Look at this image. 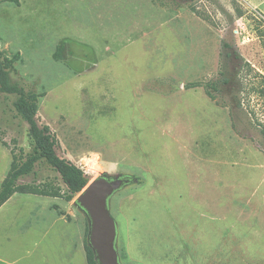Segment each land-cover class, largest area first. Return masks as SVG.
<instances>
[{
    "label": "rangeland",
    "instance_id": "rangeland-1",
    "mask_svg": "<svg viewBox=\"0 0 264 264\" xmlns=\"http://www.w3.org/2000/svg\"><path fill=\"white\" fill-rule=\"evenodd\" d=\"M0 51L20 53L11 79L41 94L60 156L130 177L109 200L121 264H264V0L4 1ZM15 98L0 91V186L34 146ZM35 171L19 181L63 186ZM77 196L14 194L0 264H86Z\"/></svg>",
    "mask_w": 264,
    "mask_h": 264
},
{
    "label": "trees",
    "instance_id": "trees-1",
    "mask_svg": "<svg viewBox=\"0 0 264 264\" xmlns=\"http://www.w3.org/2000/svg\"><path fill=\"white\" fill-rule=\"evenodd\" d=\"M13 2L19 4L20 0H0V2ZM20 58V53L12 57L3 56L0 51V91L8 95H15L13 102L17 113L28 123L29 134L33 140V149L25 156L13 153V160L8 173L0 186V207H2L14 194H35L41 196L61 197L71 201L90 182V174L73 161L62 157L57 152V138L48 124H40L37 118L39 110V97L41 94L27 89L19 82H14L10 76V69ZM211 94V91L210 93ZM264 137V126L261 128ZM1 140V134H0ZM45 162L55 170L63 186L52 181L20 182L22 177L34 174L36 165ZM89 227L87 228V238ZM86 238L84 248L87 264H99L95 253Z\"/></svg>",
    "mask_w": 264,
    "mask_h": 264
},
{
    "label": "water",
    "instance_id": "water-1",
    "mask_svg": "<svg viewBox=\"0 0 264 264\" xmlns=\"http://www.w3.org/2000/svg\"><path fill=\"white\" fill-rule=\"evenodd\" d=\"M129 180L103 174L86 185L75 203L89 220L88 242L99 264H121L117 249V223L109 208L110 197Z\"/></svg>",
    "mask_w": 264,
    "mask_h": 264
},
{
    "label": "crops",
    "instance_id": "crops-1",
    "mask_svg": "<svg viewBox=\"0 0 264 264\" xmlns=\"http://www.w3.org/2000/svg\"><path fill=\"white\" fill-rule=\"evenodd\" d=\"M56 236L57 237L54 238L53 247L59 252V256L61 257L62 253V256L68 261H70V259L75 258L76 254L80 251L77 235L72 232H63L57 234Z\"/></svg>",
    "mask_w": 264,
    "mask_h": 264
},
{
    "label": "flooded vegetation",
    "instance_id": "flooded-vegetation-1",
    "mask_svg": "<svg viewBox=\"0 0 264 264\" xmlns=\"http://www.w3.org/2000/svg\"><path fill=\"white\" fill-rule=\"evenodd\" d=\"M123 178L128 179L129 181L127 183H125V185H127L128 183H130L131 179L129 176L126 175H122Z\"/></svg>",
    "mask_w": 264,
    "mask_h": 264
}]
</instances>
